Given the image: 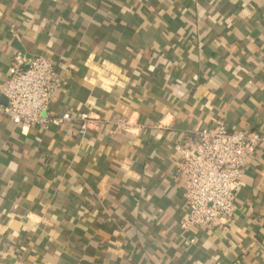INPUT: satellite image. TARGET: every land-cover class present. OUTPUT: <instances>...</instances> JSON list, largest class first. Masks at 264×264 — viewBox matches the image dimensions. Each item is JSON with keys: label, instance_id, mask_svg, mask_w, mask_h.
Returning a JSON list of instances; mask_svg holds the SVG:
<instances>
[{"label": "crops", "instance_id": "0c3cea01", "mask_svg": "<svg viewBox=\"0 0 264 264\" xmlns=\"http://www.w3.org/2000/svg\"><path fill=\"white\" fill-rule=\"evenodd\" d=\"M17 49L62 77L52 116L103 123L0 119V264H264V143L194 244L174 151L219 120L264 134V0H0V84Z\"/></svg>", "mask_w": 264, "mask_h": 264}, {"label": "built area", "instance_id": "2783aa9c", "mask_svg": "<svg viewBox=\"0 0 264 264\" xmlns=\"http://www.w3.org/2000/svg\"><path fill=\"white\" fill-rule=\"evenodd\" d=\"M61 85L62 77L48 57L15 50L8 79L0 84V96L6 101L0 103V119L24 129L42 131L64 123L77 124L81 136L99 127L103 119L87 113H64L60 117L50 114ZM112 125L113 135L137 131L129 119ZM263 143L264 134L230 132L219 120L211 128L191 133L187 141L175 146V168L184 178L185 202L178 225L183 234L190 235L189 244L195 243V229L223 232L231 229L244 167Z\"/></svg>", "mask_w": 264, "mask_h": 264}, {"label": "water", "instance_id": "95a60500", "mask_svg": "<svg viewBox=\"0 0 264 264\" xmlns=\"http://www.w3.org/2000/svg\"><path fill=\"white\" fill-rule=\"evenodd\" d=\"M0 103L6 104V101H5V99H4V98H2L1 96H0Z\"/></svg>", "mask_w": 264, "mask_h": 264}]
</instances>
